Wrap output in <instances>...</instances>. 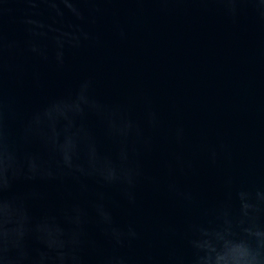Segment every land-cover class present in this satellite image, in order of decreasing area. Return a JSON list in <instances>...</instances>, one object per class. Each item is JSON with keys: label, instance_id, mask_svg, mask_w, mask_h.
Segmentation results:
<instances>
[{"label": "water", "instance_id": "1", "mask_svg": "<svg viewBox=\"0 0 264 264\" xmlns=\"http://www.w3.org/2000/svg\"><path fill=\"white\" fill-rule=\"evenodd\" d=\"M0 264H264V0H0Z\"/></svg>", "mask_w": 264, "mask_h": 264}]
</instances>
